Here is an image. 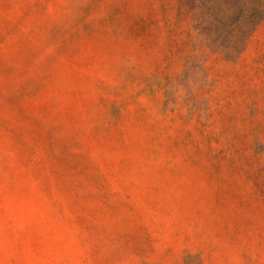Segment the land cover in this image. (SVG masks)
<instances>
[{"label":"rangeland","instance_id":"374dc122","mask_svg":"<svg viewBox=\"0 0 264 264\" xmlns=\"http://www.w3.org/2000/svg\"><path fill=\"white\" fill-rule=\"evenodd\" d=\"M0 264H264V0H0Z\"/></svg>","mask_w":264,"mask_h":264}]
</instances>
